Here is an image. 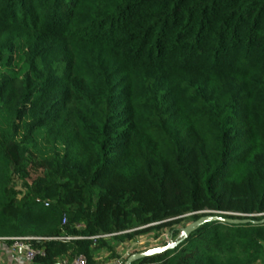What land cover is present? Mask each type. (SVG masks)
Here are the masks:
<instances>
[{
	"label": "trees",
	"instance_id": "1",
	"mask_svg": "<svg viewBox=\"0 0 264 264\" xmlns=\"http://www.w3.org/2000/svg\"><path fill=\"white\" fill-rule=\"evenodd\" d=\"M263 219L264 0H0V242L264 264Z\"/></svg>",
	"mask_w": 264,
	"mask_h": 264
},
{
	"label": "rangeland",
	"instance_id": "2",
	"mask_svg": "<svg viewBox=\"0 0 264 264\" xmlns=\"http://www.w3.org/2000/svg\"><path fill=\"white\" fill-rule=\"evenodd\" d=\"M31 181V180H30ZM21 183L19 182L18 187ZM192 222L186 220L183 224L190 225ZM182 236V235H181ZM169 232H164L162 236H156L155 232L149 233L147 235L140 236L134 240H127L123 243H115L112 238H107V241L110 246H112V250H108V248H102L96 250V257L98 258L101 264H110L115 260L112 259V256L120 253L119 262L125 261L127 253H133L134 251H142L147 250L153 247L161 246L165 242L169 241Z\"/></svg>",
	"mask_w": 264,
	"mask_h": 264
},
{
	"label": "built area",
	"instance_id": "3",
	"mask_svg": "<svg viewBox=\"0 0 264 264\" xmlns=\"http://www.w3.org/2000/svg\"><path fill=\"white\" fill-rule=\"evenodd\" d=\"M66 222V219L64 220V223ZM106 237V236H104ZM3 238H0V241ZM14 243L11 245L13 250H18L23 252L25 259L29 263H34V260L37 255H43L44 254V249H35L32 247L28 241L29 237H21V238H13ZM35 239H40V238H35ZM64 239L66 240H72V239H77L76 237L73 236H66ZM130 254L127 253L126 257ZM63 264H88V259L85 255L83 254H78L76 255L71 261L68 259H65L62 261Z\"/></svg>",
	"mask_w": 264,
	"mask_h": 264
},
{
	"label": "water",
	"instance_id": "4",
	"mask_svg": "<svg viewBox=\"0 0 264 264\" xmlns=\"http://www.w3.org/2000/svg\"><path fill=\"white\" fill-rule=\"evenodd\" d=\"M216 220L224 221L227 223H241V222L245 223V222L250 221V220L223 218V217L216 216V215H206V216L201 217L196 222L190 224L188 227H186V231H188L189 229H192L193 227H195L197 225L205 223L207 221H216ZM261 222L264 223V219ZM170 247H172V245H167V246H162V247H157V248H151V249L143 250V251H140L137 253H133L132 255H130L128 257L125 264H132L134 261H136L139 258L145 257V256L153 254V253H157V252L162 251V250H167ZM0 264H2V263H0Z\"/></svg>",
	"mask_w": 264,
	"mask_h": 264
},
{
	"label": "crops",
	"instance_id": "5",
	"mask_svg": "<svg viewBox=\"0 0 264 264\" xmlns=\"http://www.w3.org/2000/svg\"><path fill=\"white\" fill-rule=\"evenodd\" d=\"M118 255H120L119 252H118ZM114 260L115 261L110 264H120L121 263V261L119 262L120 260L119 258H114ZM0 263L2 264H35V263L27 262L23 252L18 251V250H13L12 246H8L2 242H0ZM59 264H63V263H59ZM98 264H101V262H99Z\"/></svg>",
	"mask_w": 264,
	"mask_h": 264
}]
</instances>
